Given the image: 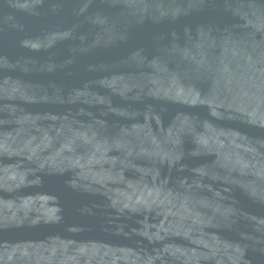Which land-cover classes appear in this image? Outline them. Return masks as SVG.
<instances>
[{"label": "water", "instance_id": "95a60500", "mask_svg": "<svg viewBox=\"0 0 264 264\" xmlns=\"http://www.w3.org/2000/svg\"><path fill=\"white\" fill-rule=\"evenodd\" d=\"M0 264H264V0H0Z\"/></svg>", "mask_w": 264, "mask_h": 264}]
</instances>
